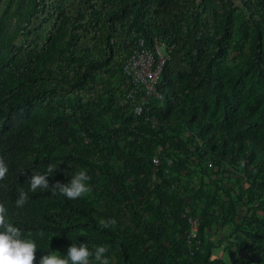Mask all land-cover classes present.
Here are the masks:
<instances>
[{
  "label": "trees",
  "instance_id": "trees-1",
  "mask_svg": "<svg viewBox=\"0 0 264 264\" xmlns=\"http://www.w3.org/2000/svg\"><path fill=\"white\" fill-rule=\"evenodd\" d=\"M241 1L247 19L220 0H0V203L35 240V264L72 243L109 246L110 264H225L212 258L223 241L206 237L217 223L236 237L231 264H264V0ZM142 39L173 48L163 99L137 116L113 81L129 87L124 65ZM162 145L172 164L154 171ZM50 163V186L83 168L92 192L30 191ZM223 172L234 187L212 177ZM188 207L200 217L193 249ZM111 218L115 229L98 227Z\"/></svg>",
  "mask_w": 264,
  "mask_h": 264
},
{
  "label": "clouds",
  "instance_id": "clouds-1",
  "mask_svg": "<svg viewBox=\"0 0 264 264\" xmlns=\"http://www.w3.org/2000/svg\"><path fill=\"white\" fill-rule=\"evenodd\" d=\"M241 167L244 162H240ZM56 172V166L49 164L47 172L40 174L33 171L26 183L30 186V191H46L52 189L53 195H61L69 200L82 198L92 192L90 184L91 177L86 169H80L71 175L68 183L55 182L50 186L49 177ZM9 173V167L5 159L0 156V182L6 179ZM23 173V172H21ZM0 187H7L0 185ZM28 203V194L23 189L18 190V198L15 200L16 208H23ZM117 221L115 218L108 220L99 219L98 227L103 229H115ZM30 235V234H29ZM43 238L44 234H39ZM38 247L33 239L25 238V233L18 227L14 226L8 218V209L4 203H0V264H35L36 251ZM109 252V246H94V251H90L86 243H72L67 249V255L63 257L59 252L48 251V254L41 257L39 264H110L106 255Z\"/></svg>",
  "mask_w": 264,
  "mask_h": 264
},
{
  "label": "built area",
  "instance_id": "built-area-1",
  "mask_svg": "<svg viewBox=\"0 0 264 264\" xmlns=\"http://www.w3.org/2000/svg\"><path fill=\"white\" fill-rule=\"evenodd\" d=\"M172 46L167 42L154 39L148 46L145 40H140L136 49L124 65V75L129 87L124 93V101L133 107L135 115L141 116L149 106L150 99H163L158 91L161 74L165 63L170 59ZM155 165L158 159L154 160ZM187 215V214H186ZM190 224L189 240L195 238L198 232V219L187 216Z\"/></svg>",
  "mask_w": 264,
  "mask_h": 264
},
{
  "label": "rangeland",
  "instance_id": "rangeland-1",
  "mask_svg": "<svg viewBox=\"0 0 264 264\" xmlns=\"http://www.w3.org/2000/svg\"><path fill=\"white\" fill-rule=\"evenodd\" d=\"M220 1H224V2L229 1L230 3H232L233 7H236L238 9H242V11H243L242 15L244 18H246V19L249 18L241 0H220ZM218 4H219V2L216 3V5H218ZM232 58H234V61H233L234 65H238L240 63V58L235 53H233ZM113 82L117 88L119 87V89H121V103H123L124 93L128 88L125 86V84H123L122 79L120 80V79L116 78V79H114ZM126 82L128 84V80H126ZM162 148H163V145L158 147L155 151V156L152 158V161L155 158L158 159V164H156V165L153 161V164L155 165L154 171H156L157 167L163 163L164 159H165V161H167V163L169 165L172 164V161H171L172 158L165 157L163 152H162ZM112 161H116V158L113 157ZM195 171H196L195 168H192L191 172L196 173ZM94 172L97 175V177L100 176V173L97 170H95ZM193 173L190 174L191 179L193 181V184L191 185V187L193 186V187L197 188L198 187L197 185L200 184V176L197 177ZM212 177L218 179L220 181V183L222 185L226 186L227 188L234 187L235 177L233 175H230L227 172H223L220 175L216 174V175H213ZM187 178L188 177L185 174L182 176V180L184 183L187 182ZM188 181H189V179H188ZM105 209H106L105 206H102L100 211L102 213H104ZM198 211L199 210H197L196 212H198ZM243 211H246V210L244 209ZM186 214L188 216H192V217L198 219V222H199V219H200V217L198 216L199 214H195L191 208L188 207L186 209ZM144 216L146 217V214H144ZM124 222H125V230L132 231L134 229L133 223L130 219L126 220V218H125ZM221 226L222 225H220V223H217L212 228H207L206 229V237H209L210 239H212L211 241L214 243H216L220 240L223 241V244L220 247H217L216 249H214L212 258L213 259H221L224 261L225 264H231L232 259H231V253H229V246H230L229 243L234 242V239L236 237L233 236L231 229L229 227L224 228ZM241 233L242 232H240V236L246 238V235L241 234ZM188 244L190 246V249H193L195 247L197 248L196 243H195V238H191L189 240ZM233 255L235 256L236 261H241V258H242L241 254L235 253L233 250Z\"/></svg>",
  "mask_w": 264,
  "mask_h": 264
}]
</instances>
